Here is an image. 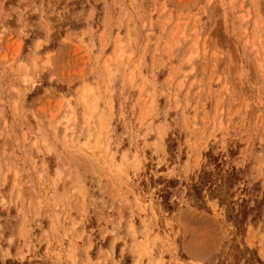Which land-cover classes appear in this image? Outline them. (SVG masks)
I'll return each mask as SVG.
<instances>
[{
  "label": "rangeland",
  "instance_id": "1",
  "mask_svg": "<svg viewBox=\"0 0 264 264\" xmlns=\"http://www.w3.org/2000/svg\"><path fill=\"white\" fill-rule=\"evenodd\" d=\"M158 259L264 264V0H0V264Z\"/></svg>",
  "mask_w": 264,
  "mask_h": 264
},
{
  "label": "bare ground",
  "instance_id": "2",
  "mask_svg": "<svg viewBox=\"0 0 264 264\" xmlns=\"http://www.w3.org/2000/svg\"><path fill=\"white\" fill-rule=\"evenodd\" d=\"M259 63V62H258ZM259 65V64H258ZM86 89H88V88H86ZM84 90V94L81 96V99H82V101L83 102H85L86 101V96L87 95H85L86 94V92H87V90ZM82 90V89H81ZM83 92V91H82ZM86 103V102H85ZM84 104V103H83ZM65 119V118H64ZM66 121H68V119H66ZM67 123V122H66ZM86 144V146L88 145V143H85ZM94 158V157H93ZM74 227V225H72V228ZM146 244V243H145ZM150 247V246H149ZM141 248H142V250H143V247L141 246ZM145 252V251H144ZM147 254V253H146ZM152 264H163V262H162V260L161 259H158V260H156V261H153L152 262Z\"/></svg>",
  "mask_w": 264,
  "mask_h": 264
}]
</instances>
